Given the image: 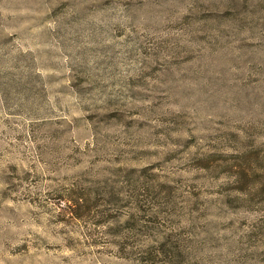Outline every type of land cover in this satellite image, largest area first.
Returning a JSON list of instances; mask_svg holds the SVG:
<instances>
[{"label":"rangeland","instance_id":"rangeland-1","mask_svg":"<svg viewBox=\"0 0 264 264\" xmlns=\"http://www.w3.org/2000/svg\"><path fill=\"white\" fill-rule=\"evenodd\" d=\"M0 264H264V0H0Z\"/></svg>","mask_w":264,"mask_h":264},{"label":"trees","instance_id":"trees-1","mask_svg":"<svg viewBox=\"0 0 264 264\" xmlns=\"http://www.w3.org/2000/svg\"><path fill=\"white\" fill-rule=\"evenodd\" d=\"M72 200V199H71ZM74 200V199H73ZM69 201H70V199H69Z\"/></svg>","mask_w":264,"mask_h":264}]
</instances>
